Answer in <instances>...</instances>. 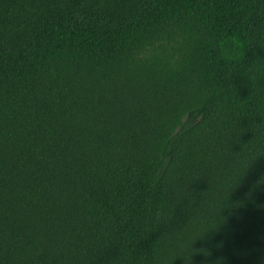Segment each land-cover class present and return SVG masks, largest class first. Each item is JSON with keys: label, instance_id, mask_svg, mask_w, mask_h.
Here are the masks:
<instances>
[{"label": "trees", "instance_id": "obj_1", "mask_svg": "<svg viewBox=\"0 0 264 264\" xmlns=\"http://www.w3.org/2000/svg\"><path fill=\"white\" fill-rule=\"evenodd\" d=\"M0 264H264V0H0Z\"/></svg>", "mask_w": 264, "mask_h": 264}]
</instances>
